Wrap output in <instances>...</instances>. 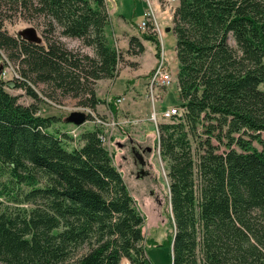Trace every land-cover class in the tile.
Masks as SVG:
<instances>
[{"label": "trees", "instance_id": "1", "mask_svg": "<svg viewBox=\"0 0 264 264\" xmlns=\"http://www.w3.org/2000/svg\"><path fill=\"white\" fill-rule=\"evenodd\" d=\"M177 2L171 32L182 112L157 133L172 221L161 245L145 238L102 130L67 149L66 136L48 131L58 119L37 112L40 83L45 97L78 98L92 112L100 103L94 84L114 78L122 60L104 35L106 0H0V54L18 73L0 76V169L32 204L0 209V264H151L148 246L167 247L170 264H264V0ZM19 18L41 28L40 36L31 26L39 41L9 32ZM140 36L159 51L156 33ZM61 37L92 54L67 49ZM141 39L131 35L127 49L143 53ZM5 86L35 102L20 104ZM111 100L113 113L119 97Z\"/></svg>", "mask_w": 264, "mask_h": 264}, {"label": "rangeland", "instance_id": "2", "mask_svg": "<svg viewBox=\"0 0 264 264\" xmlns=\"http://www.w3.org/2000/svg\"><path fill=\"white\" fill-rule=\"evenodd\" d=\"M108 12L110 14L109 24L105 27V34L108 43L111 47L117 49L122 55V60L119 62L117 72L114 78L98 80L95 85L96 96L101 101L96 105L92 113L82 108L79 104L78 98L56 97L53 99L49 96H44L45 87L43 84L34 85V89L40 96L37 104V112L42 116H55L58 121L54 122L48 131L56 134L58 137H64L63 144L67 149H73L83 144L80 139V134L85 131L100 128L104 136V146H106L109 155L112 158L114 165L118 168L126 182L127 187L133 196L136 205L140 209L145 219L143 232L145 238L153 239L157 244H161L172 232L171 213L169 208V181L166 176L167 167L166 161L160 157L158 151V134L157 127L159 124L169 122L160 119L158 113L173 106L180 105L176 81L169 88L161 90L160 99L157 102H152L150 95V80L159 64L161 58L167 60L168 68L171 69L173 76L176 74L177 62L174 56L175 37L173 32L165 29L167 26H173L172 11L178 4L177 0H106ZM136 9V12H134ZM142 11L143 16H142ZM148 13V16H144ZM121 16H123V19ZM131 20V21H130ZM143 20L149 21L152 25V30H141L138 24ZM134 21V22H132ZM140 21V22H139ZM138 22V24H136ZM10 33H14L28 26H35L38 34L41 36V28L35 23H29L23 19H15L13 23H7ZM156 33L159 41L160 49H156L153 41L142 40L140 33ZM153 32V33H152ZM131 35L139 37L145 47L143 53H135L137 47L131 45V51L128 48V40ZM62 40L67 44V49H81L88 54H92L90 48L82 46L76 39L64 38ZM159 54H158V53ZM5 54H0V76L4 81L14 80L18 77L15 65L12 62L5 60ZM8 93L16 95L20 104H33L35 101L31 100L24 88L19 87H4ZM264 91V84L260 86ZM113 96H118L116 111L112 113L109 109V104ZM55 97V96H54ZM180 108V106H178ZM74 110H82L91 117L87 116L84 124L75 125L65 122V117ZM156 114V121L153 114ZM97 120H102L100 123ZM157 126V127H156ZM65 134V135H62ZM127 137L132 138L135 142L150 146L152 148L150 160L152 162V174L148 179H135L131 174L133 169L132 162L127 157L126 147L121 148L118 145L127 143ZM215 142V140H213ZM195 144V143H194ZM10 176L7 172L0 169V190L5 194L0 198L1 210H20L29 209L31 203H23L19 190L13 187L10 183ZM24 192L28 187L20 186ZM150 187H154L161 198V206L154 202V198L147 193ZM16 191L17 195L13 198L7 195L6 192ZM159 192V193H158ZM169 250L167 247L163 249L157 246L147 247V256L151 264H170ZM120 264H130L128 260L122 259Z\"/></svg>", "mask_w": 264, "mask_h": 264}, {"label": "built area", "instance_id": "3", "mask_svg": "<svg viewBox=\"0 0 264 264\" xmlns=\"http://www.w3.org/2000/svg\"><path fill=\"white\" fill-rule=\"evenodd\" d=\"M174 1V0H172ZM148 16V13H144V16ZM149 23V21L147 20H143L142 22H140V24H138V27H141L142 29H145V27L147 26V24ZM168 63L167 60L165 58H161L159 60V64L157 66V68L155 69L150 82V95H151V99L152 102L155 103V101L157 102L158 98L160 99V94L162 93L161 90H163L164 88H169L170 85H172L174 83V81H176L175 77L173 76L171 69L168 68ZM88 112L87 113H92L91 110L86 109ZM182 112L181 108H179L178 106H173L170 108H166L165 110L161 111L160 113H158V117H160V119L163 120H167L170 121L171 117L175 116V115H180ZM153 117L156 121V114L154 112ZM100 123H105L102 120H97ZM157 127V126H156ZM157 133H158V127H157ZM102 140H104V136L101 135Z\"/></svg>", "mask_w": 264, "mask_h": 264}, {"label": "flooded vegetation", "instance_id": "4", "mask_svg": "<svg viewBox=\"0 0 264 264\" xmlns=\"http://www.w3.org/2000/svg\"><path fill=\"white\" fill-rule=\"evenodd\" d=\"M118 145L121 148L127 145V157H129L132 162L133 169H131V174L134 175L135 179L150 178L152 174V170L150 169L152 168V162L150 160L152 148L148 145L145 146L142 143L134 142L130 137H127V143L120 144L118 142ZM147 194L154 198L153 200L158 206H161L162 200L154 187H150Z\"/></svg>", "mask_w": 264, "mask_h": 264}, {"label": "water", "instance_id": "5", "mask_svg": "<svg viewBox=\"0 0 264 264\" xmlns=\"http://www.w3.org/2000/svg\"><path fill=\"white\" fill-rule=\"evenodd\" d=\"M171 27L167 26L165 29V32L171 31ZM21 35L22 38H25L30 41H39L40 38L37 37V33L34 28L30 27H25L21 30H19L18 35ZM2 70V66H0V71ZM87 120V113L82 110H74L71 111L66 117H65V122L70 123V124H75V125H81L84 124V121Z\"/></svg>", "mask_w": 264, "mask_h": 264}, {"label": "crops", "instance_id": "6", "mask_svg": "<svg viewBox=\"0 0 264 264\" xmlns=\"http://www.w3.org/2000/svg\"><path fill=\"white\" fill-rule=\"evenodd\" d=\"M134 12H136V9H135V11ZM143 12L144 11H142V16H143ZM122 18H123V16H121ZM123 19H125V18H123ZM131 21V20H130ZM132 22H134V21H132ZM140 22V21H139ZM135 23V22H134ZM136 24H138V22H136Z\"/></svg>", "mask_w": 264, "mask_h": 264}]
</instances>
